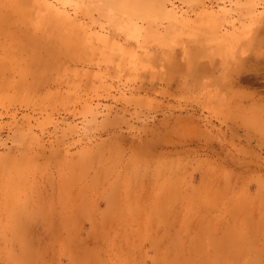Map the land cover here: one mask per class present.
Masks as SVG:
<instances>
[{
	"label": "rangeland",
	"instance_id": "1",
	"mask_svg": "<svg viewBox=\"0 0 264 264\" xmlns=\"http://www.w3.org/2000/svg\"><path fill=\"white\" fill-rule=\"evenodd\" d=\"M0 264H264V0H0Z\"/></svg>",
	"mask_w": 264,
	"mask_h": 264
}]
</instances>
